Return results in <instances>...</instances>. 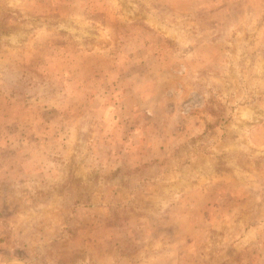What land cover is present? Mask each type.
I'll return each mask as SVG.
<instances>
[{
    "label": "rangeland",
    "instance_id": "374dc122",
    "mask_svg": "<svg viewBox=\"0 0 264 264\" xmlns=\"http://www.w3.org/2000/svg\"><path fill=\"white\" fill-rule=\"evenodd\" d=\"M0 264H264V0H0Z\"/></svg>",
    "mask_w": 264,
    "mask_h": 264
}]
</instances>
